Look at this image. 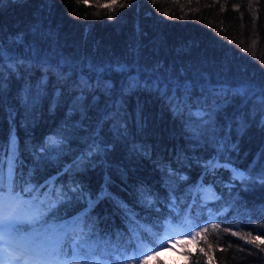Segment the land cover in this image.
Returning a JSON list of instances; mask_svg holds the SVG:
<instances>
[{
	"label": "trees",
	"instance_id": "1",
	"mask_svg": "<svg viewBox=\"0 0 264 264\" xmlns=\"http://www.w3.org/2000/svg\"><path fill=\"white\" fill-rule=\"evenodd\" d=\"M124 2L115 0L109 8L113 0H0V38L13 48L12 55L38 52L41 60H24V73L0 69V162L8 163L11 139L16 191L35 189L32 195L51 201L61 218L57 222H63L83 216L85 202L57 205L52 181H61L54 186L57 194L61 185L65 190L76 186L68 168L84 142L99 136L112 142L109 150L91 164L78 160L72 175L90 192L104 188L110 197L94 204L84 229L86 235L94 229L93 245H100L102 255L116 258L119 246L129 242L128 230L135 235L162 231L172 219L170 212H183L191 223L208 227V233H201L207 243L201 237L199 245L180 239L178 259L155 253L143 264H264V252L231 235L236 231L264 238V186L258 180L233 181L230 170L219 165L204 171L206 161L221 155L220 163L230 160L242 171L260 162L264 115L255 103L241 102L231 93L222 96L205 143L200 135L204 125L196 123L198 107L175 111L170 97L117 94L124 122L110 119L117 109L106 95L81 91L92 70L115 69L119 61L135 69L133 75L142 74L181 96L194 93L193 102L213 88L250 86L259 93L264 86V0H127L130 7H118ZM16 36L21 39L13 45ZM105 76L103 83L118 90L124 82L114 71ZM124 128L126 140L116 135ZM46 138L61 142L59 157L40 159ZM205 185L218 197L208 206L198 199ZM200 246L208 256L198 251Z\"/></svg>",
	"mask_w": 264,
	"mask_h": 264
},
{
	"label": "snow or ice",
	"instance_id": "2",
	"mask_svg": "<svg viewBox=\"0 0 264 264\" xmlns=\"http://www.w3.org/2000/svg\"><path fill=\"white\" fill-rule=\"evenodd\" d=\"M115 4L113 0L112 5L107 7L112 8ZM131 5L125 0L124 3L118 5V7H130ZM109 19H113L109 15ZM20 37L16 36L13 39V45L20 42ZM231 42V41H230ZM13 48L8 46L3 38H0V69L6 67L7 71L15 73H24L26 65L24 60H31L33 64L41 63L40 54L37 52L31 56H17L12 55ZM12 61L13 63H7ZM59 67V65H57ZM93 76L88 77L89 83L85 85L81 91L91 90L93 93L99 92L102 96H107L112 100V108L117 109V94L121 97H125L127 94H136L139 92H146L150 95H157L161 99L169 98V106L175 104L173 110L178 111L181 107L199 108L196 112V116L199 117L197 123L204 125L200 131V135L204 138L205 143L208 141V132L210 128H213V116L217 114V110L220 108L221 97L225 94L231 93L234 98H240L241 102L245 99L249 104L255 103L261 111V115H264V86L260 88L259 93H255L250 86H241L240 88H220L209 89L207 93L203 91L199 97L193 102V94L185 92L182 96L179 91L173 92L170 87H165L163 84L153 80L146 79L144 75L137 73L133 75L135 69L131 68L127 63L117 62L115 69L108 68L102 72L95 73ZM108 71H114L123 76L124 82L119 85V90L112 83H103L107 78L105 73ZM166 76V75H165ZM4 80L3 73L0 72V87ZM43 80V77L41 78ZM95 81V84H91V81ZM44 84L41 83V87ZM249 92H252V97L249 98ZM205 105L208 107L205 108ZM106 112L108 109L105 105ZM190 111V108H189ZM119 118L120 110L117 109L115 117L110 119ZM119 129V125H115ZM128 132L127 128H124L123 132L117 131L116 135L121 136L125 140L124 133ZM215 136V131L212 132ZM89 141H85L81 146L79 157H74L73 164L68 168L67 175L73 180L76 186L70 187L67 190L61 185V189L57 194L55 185L60 184V179L52 181L53 195L56 197V204L63 206L68 202L76 201L79 203L81 200L85 202L81 207H85L86 211L83 216L77 215L74 219H66L63 222H57L61 218L56 215V211L53 207H50L51 201H45L37 196L32 195L35 189H23L20 192L15 188V172L13 167L15 160L13 157L15 153L12 151V142L9 139L8 148L6 151V157L8 163L0 162V264H143V260H146L149 254H155L156 249H163L168 246L170 241L179 243L177 237H188L192 241H195L198 245L200 241L197 237L204 239L207 243V238L202 237L201 233H208V227H202L201 223H191V217H184L183 212L169 213L172 219L164 226L162 231L155 233L147 232L145 230H139V235L134 234V230H128L129 242L121 244L119 248H122L121 252L117 249L116 255L119 259H116L113 255H102L100 245H93L95 234L94 229L92 234H85L84 229L91 223L90 216L94 204L99 203L102 199L110 198L105 196V189L102 188L98 192L93 193L88 189H85L78 182L74 181L72 175L73 169L76 167L78 160H88L89 164L94 163L96 159H100L101 153H106L111 146V141H103L99 139V136L90 137ZM99 141V143H98ZM217 143L216 140L212 141ZM103 145V146H101ZM62 150L61 142L56 140H49L46 138L45 146H41L40 151L45 154L40 159L50 158L52 155H57ZM135 151V149H133ZM224 160L223 155L219 158H210L206 161L204 171L207 172L209 168H215L219 165L221 169L229 171L231 173V179L233 181H240L241 184L258 182L261 186H264V153H260V162L256 164L255 168L247 170H240L232 166L231 161L220 163ZM7 168V175H5V169ZM185 179V177H180ZM45 187H47V182ZM24 193H27L25 198ZM87 193V195H85ZM118 203H123L118 202ZM130 223H134L129 217ZM204 223H207L204 220ZM213 229L219 228V225H211ZM138 228V226H137ZM193 228L200 229L193 232ZM255 231H261V228L254 229ZM224 232H229L228 228L224 229ZM232 236H237L239 239L244 240L246 244L253 245L255 248L264 252V238L262 235L252 236L251 234H244L236 231L231 232ZM219 236H217V240ZM146 241V243H145ZM231 247V244L228 245ZM209 250L212 245L207 244ZM243 251L242 248L238 249ZM198 251L204 256H208L209 252L205 250V247L200 246ZM191 256V253H188ZM199 264V261H197Z\"/></svg>",
	"mask_w": 264,
	"mask_h": 264
},
{
	"label": "rangeland",
	"instance_id": "3",
	"mask_svg": "<svg viewBox=\"0 0 264 264\" xmlns=\"http://www.w3.org/2000/svg\"><path fill=\"white\" fill-rule=\"evenodd\" d=\"M200 194H201V199L203 201L213 200L212 193H210L208 187H203L202 189H200ZM25 198H27V197H25ZM176 239H178V240H180V239L191 240L188 237H177ZM155 253L162 254L165 258L168 257V259L171 261H174L175 259L179 258L177 253H176V242L175 241H170L168 246L163 248V249H156ZM149 255H152V254H149ZM116 259H119V257L117 256ZM131 264H134V262H131Z\"/></svg>",
	"mask_w": 264,
	"mask_h": 264
},
{
	"label": "bare ground",
	"instance_id": "4",
	"mask_svg": "<svg viewBox=\"0 0 264 264\" xmlns=\"http://www.w3.org/2000/svg\"><path fill=\"white\" fill-rule=\"evenodd\" d=\"M83 93V92H82ZM199 110V109H198ZM192 119V118H191ZM124 121V120H123ZM125 122V121H124ZM197 123V122H196ZM231 186V185H230ZM203 187H208V189H209V191H210V193H213V192H211L213 189H212V186H210V185H205V186H203ZM212 189V190H211ZM212 196H213V200H207V201H203L202 199H201V194H200V190H199V193H198V199H200V201L203 203V204H205V205H207L208 206V204L209 203H212V202H214L218 197H216V195L215 194H212ZM219 196V195H218ZM174 199V198H173ZM174 201V200H173ZM169 202V201H168ZM172 203V202H171ZM216 204V203H215ZM204 205V206H205ZM218 207V206H217ZM205 208V207H204Z\"/></svg>",
	"mask_w": 264,
	"mask_h": 264
}]
</instances>
